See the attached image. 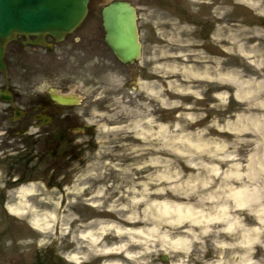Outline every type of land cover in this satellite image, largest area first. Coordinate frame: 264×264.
<instances>
[{
	"label": "rangeland",
	"instance_id": "1",
	"mask_svg": "<svg viewBox=\"0 0 264 264\" xmlns=\"http://www.w3.org/2000/svg\"><path fill=\"white\" fill-rule=\"evenodd\" d=\"M108 1L89 0L87 15L78 27L79 31H83L84 47L91 50L96 57L81 62L71 54L63 59H54L43 54L38 56L30 53V72L41 73L50 78L51 82H46L47 86H56L60 81L68 85L69 93L75 94L70 87L71 82L60 79L67 73L69 62L75 61L83 65L95 60L98 72L111 67L127 73L136 65L143 64V57L151 46L158 54L159 64L166 68H184L189 74L195 75L197 79L194 83L202 87L204 99H197L191 93L172 95L170 98L181 99L184 103L195 102V107L162 109L148 95L129 91L126 100L132 107L133 118L143 113L155 117L156 123L152 128L156 129V135L167 137L173 125L182 123L179 113L183 111L197 117L188 128V131L199 130L201 133L200 139L194 141L196 147L204 152L214 146L215 153L199 161L178 160L177 169L165 167L161 171L153 165L134 167L142 163L148 154H155L153 149H148L147 153L141 151L150 141L144 138L141 129L133 128L129 131L114 125L117 142L113 144L110 152H102L99 156L88 155L85 160L78 162H65L62 170L66 175L62 178L60 187L46 186L39 194L37 208L29 205L30 216L55 214L48 228L39 231L30 227L29 231L36 233L32 235L34 242L40 248L45 246L62 251L63 257L77 262L136 264L138 257L135 256L134 240L139 237L131 231L134 232L133 229L139 226L121 220L115 221L114 212L121 210H115L107 218L100 214H108L104 208H116L119 205H111L107 201L114 203L119 199L127 201L132 208L138 206L141 217H144L145 212L150 216H157V211L155 210V214L153 209L158 202L189 203L194 208H203L206 212L215 209L214 206L225 204L230 215L243 218L248 226H257L253 217L248 216L242 209H236L232 201L225 199L226 192L223 191L221 182L233 163H239L240 170L244 172L243 166L247 165L250 155L256 152L255 144H244V140L251 139L255 132L240 126L242 122L236 123L238 116L244 117L248 113L243 111L244 98H238L236 86L230 80L233 77L250 81L264 79V0H130L136 7L141 55L139 60L127 65L119 62L103 42L100 8ZM145 16L147 19L143 18ZM25 52L14 55L21 57ZM194 56H199L200 59L194 60ZM204 64L216 66V74L223 76L227 83L204 79L205 75H211L199 71ZM191 67H195L197 71L192 73ZM18 70L21 72V66L16 64L14 72ZM173 76L179 79L178 73L169 75L167 80L161 75L151 73L144 80L133 79L131 83L133 88L137 85L141 88L149 87L148 80H158L166 85ZM113 80L119 82L116 77ZM149 90L154 89L149 87ZM256 101L259 99L254 100ZM217 102L220 107H210ZM234 125H239L240 128L235 130ZM177 131L180 129L177 128ZM180 139L183 140V135ZM93 145L97 147L95 142ZM219 145L223 148H217ZM94 150H88L89 154ZM136 152H141V155H136ZM217 166L218 173L211 171L212 167ZM161 173H166L167 179L157 178ZM203 180L209 182L202 183ZM109 191L119 198L108 197ZM132 218L131 215L128 219ZM196 226L200 232L207 234L206 238L225 239L228 244L233 240L232 235L236 234L223 232L222 224L217 222L208 225L212 229L205 232L200 225ZM186 227L190 228L189 232H193V224L189 223ZM88 232L92 237L86 235ZM39 234L44 238L41 239ZM149 235L148 232L147 236ZM146 238L141 239L146 241ZM119 246H124L125 251L120 253ZM256 248L254 259L258 260L264 256V249L259 245ZM112 250L118 251L107 252ZM224 251L231 255V248L221 246L219 252ZM126 252L133 255L125 257Z\"/></svg>",
	"mask_w": 264,
	"mask_h": 264
},
{
	"label": "flooded vegetation",
	"instance_id": "2",
	"mask_svg": "<svg viewBox=\"0 0 264 264\" xmlns=\"http://www.w3.org/2000/svg\"><path fill=\"white\" fill-rule=\"evenodd\" d=\"M82 34L83 31L77 28L60 42L44 35L40 43L37 35L17 34L5 45L4 69L0 70V264H95L93 261L70 260L62 256V251L51 247H38L32 237L36 233L29 231L30 227L37 229L30 224L29 209L21 210L23 205L35 208L39 194L46 186L60 187L66 175L62 170L65 162H78L83 151L95 149L94 141L84 145L72 143L71 129L78 126V118L72 113L80 100L58 101L60 95L69 94L68 85L59 81L56 86H47L45 81L41 85L44 88L42 94H31L32 87L45 76L30 72V53L54 59L71 54L85 62L97 55L84 47ZM24 51L21 57L14 55ZM16 64L21 66V72H14ZM68 98L75 100L72 96ZM88 132L92 129L89 128ZM90 155L94 156V152ZM108 197L119 198L110 191ZM107 203L119 205L104 208L108 214L100 212L101 216L107 218L115 210H121L114 212L115 221L139 226L133 229L139 237L134 241L135 256L138 257L136 264H236L240 260L237 242L233 239L237 233L232 235L233 240L228 246L224 245L231 248V255H228L226 251L219 252L222 244L227 243L225 239L206 238L207 234L200 232L196 225L191 228L193 232H189L186 222L170 225L162 217L157 224V216L146 212L141 217L138 206L129 208L127 201L119 199ZM14 207L19 210H12ZM153 211L156 214L155 209ZM131 215L132 219H122ZM153 226L156 231L149 232ZM142 237H147V242Z\"/></svg>",
	"mask_w": 264,
	"mask_h": 264
},
{
	"label": "clouds",
	"instance_id": "3",
	"mask_svg": "<svg viewBox=\"0 0 264 264\" xmlns=\"http://www.w3.org/2000/svg\"><path fill=\"white\" fill-rule=\"evenodd\" d=\"M143 18L147 19V16ZM199 59V56H194V60ZM95 65V60H90L83 65L75 61L69 62L67 65V73L60 77L61 80L70 81V87L80 97V103L74 106L72 113L78 118V126L71 129L73 145H84L88 141H94L97 145L94 150L96 156H99L102 152H110L113 144L117 142L114 135L116 131L114 125H118L120 128H127L129 131H132L133 128L141 129L144 138L150 141L144 145V149L141 151L147 153L148 149H153L155 152L154 155L148 154L142 163L134 165V167L144 168L146 165H153L161 171L165 167L177 169L179 166L177 164L178 160L199 161L201 159H207L209 155L215 153L214 146H210L204 152L196 147L194 141L200 139L201 133L199 130L188 131V128L194 123L197 117L182 111L179 113L182 117V123L173 125L169 129L167 137L158 136L156 135V129L152 128V125L156 123V118L149 116L147 113L137 115L133 118L132 107L126 100L128 92L132 91L137 94L144 93L150 99H155L158 102V106L162 109L176 107L192 109L195 107V102L184 103L181 99H172L170 96L191 93L197 99L203 100L202 87L194 83L197 79L195 75L189 74V71L184 68H166L159 64L158 54L155 48L151 46L143 57V64L136 65L127 73L111 67H107L103 71L98 72ZM196 71L197 69L195 67H191L192 73ZM199 71L205 74L211 73V75H205L203 77L204 79L218 83H227L223 76L216 74V66L204 64ZM151 73L161 75L166 80L169 75L178 73L179 79L173 76V79L169 80L166 85L161 84L158 80H148L147 84L151 89H154L151 91L149 87L141 88L139 85L135 88L132 87L131 82L133 79L144 80L145 76ZM113 77L118 78L119 82H114ZM45 81L51 82V79L48 77L42 78L32 87L31 94H42L44 88L41 85ZM254 87L256 89L255 96L258 97L259 103L249 102L246 104V107L248 110L258 111L261 117L264 118V79L254 81ZM213 95L216 94L213 93ZM220 106L219 102L210 105L211 108ZM129 125L132 127L129 128ZM141 125H143V128H141ZM89 128L92 129V132H88ZM149 128H152V130L148 131ZM177 128L180 129L179 132ZM181 135H183V140L180 139ZM97 137L99 139H96ZM88 155L89 152L86 149L78 157V160H85ZM136 155H141V152H136ZM85 167L87 168L88 165L86 164ZM128 207L131 208V205ZM252 215L254 216L255 214L253 213ZM122 219H128V217L123 216ZM233 239L237 242L239 253L243 256L244 264H264V256L258 260L253 259L257 251L256 245L264 249V228L259 230L252 228L248 233L243 234V238H241V234L237 233ZM236 264H240L239 259L236 261Z\"/></svg>",
	"mask_w": 264,
	"mask_h": 264
},
{
	"label": "bare ground",
	"instance_id": "4",
	"mask_svg": "<svg viewBox=\"0 0 264 264\" xmlns=\"http://www.w3.org/2000/svg\"><path fill=\"white\" fill-rule=\"evenodd\" d=\"M230 77V75H228ZM232 83L236 86L237 96L240 99L244 98L243 111L248 113L247 116L242 117V115L238 116L236 123L242 122L240 125L244 129H251L255 134L253 137L247 138L244 140V144H255L256 152L250 155L248 159L247 165L243 166L244 172H242L241 165L239 163H233L231 169L225 172L224 178L222 179L221 187L226 192L225 199L232 201L233 207L236 209H242L248 216L253 217V219L257 222V226H248L243 222V218L239 219L237 216L230 215L228 212L227 205H219L214 206L215 209L212 211L206 212L203 208L200 207L194 208L189 203H156L154 207L157 211V224L161 222V218L164 217V220H168L167 222L170 225L180 224L183 222L194 223L195 225H200L202 231H207L212 229L208 227V225L217 222L222 224V231L225 233H239L241 234V238H243L244 233H248L252 228H256L257 230L264 228V118H262L258 111L256 110H248L246 104L249 102H254L258 97L255 96V87L254 81L250 80H239L238 77H233L231 79ZM144 87V85H143ZM255 103H259L256 101ZM240 128L239 125H234L233 129ZM217 148L222 149L223 146L219 145ZM220 153V152H219ZM223 153V151H222ZM223 158V156H220ZM218 158V161L222 163V161ZM211 171L215 173L219 172V167H212ZM167 179L166 173H161L157 178ZM208 180H203L202 183H208ZM224 186V187H223ZM220 187V186H219ZM220 187V188H221ZM210 198L215 196H209ZM25 209H29V205H24ZM14 207L13 209H16ZM19 210V209H16ZM255 214L254 216L252 214ZM33 218H31V222L41 228L42 230L48 228L51 224V218L55 217V214L40 215V214H32ZM188 219V220H185ZM149 232L156 231V227L148 229ZM219 231V230H217ZM137 232L143 233L142 230H138ZM127 233V232H126ZM133 233V232H132ZM146 233V232H144ZM137 236L135 233H133ZM148 234V232H147ZM86 235L92 237L90 232L86 233ZM224 245H229L228 243H223ZM125 246V245H124ZM124 246H119L118 248L121 252L125 251ZM225 248V247H224ZM118 250L107 251L116 252ZM127 256H132V253L126 252ZM240 264H244L243 256L240 254ZM107 264H116V263H107ZM118 264V263H117Z\"/></svg>",
	"mask_w": 264,
	"mask_h": 264
},
{
	"label": "water",
	"instance_id": "5",
	"mask_svg": "<svg viewBox=\"0 0 264 264\" xmlns=\"http://www.w3.org/2000/svg\"><path fill=\"white\" fill-rule=\"evenodd\" d=\"M88 0H0V68L6 41L16 34H50L57 40L72 31L87 13ZM104 41L123 63L139 57L135 8L114 0L101 8Z\"/></svg>",
	"mask_w": 264,
	"mask_h": 264
}]
</instances>
